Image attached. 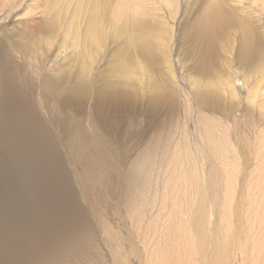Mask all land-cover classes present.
Wrapping results in <instances>:
<instances>
[{"label":"bare ground","instance_id":"1","mask_svg":"<svg viewBox=\"0 0 264 264\" xmlns=\"http://www.w3.org/2000/svg\"><path fill=\"white\" fill-rule=\"evenodd\" d=\"M0 264H264V0H0Z\"/></svg>","mask_w":264,"mask_h":264}]
</instances>
